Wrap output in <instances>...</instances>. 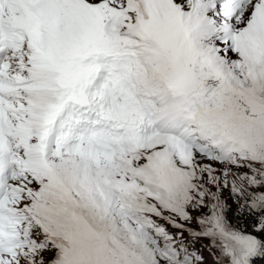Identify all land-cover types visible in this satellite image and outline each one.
<instances>
[{
  "label": "snow or ice",
  "instance_id": "snow-or-ice-1",
  "mask_svg": "<svg viewBox=\"0 0 264 264\" xmlns=\"http://www.w3.org/2000/svg\"><path fill=\"white\" fill-rule=\"evenodd\" d=\"M203 240L264 260V0H0V264H206Z\"/></svg>",
  "mask_w": 264,
  "mask_h": 264
},
{
  "label": "rangeland",
  "instance_id": "rangeland-1",
  "mask_svg": "<svg viewBox=\"0 0 264 264\" xmlns=\"http://www.w3.org/2000/svg\"><path fill=\"white\" fill-rule=\"evenodd\" d=\"M223 196L225 198H228L229 193H228V190L227 189L224 190ZM227 203L229 205H231V209L233 210V213L235 215L234 218L236 219V218L240 217V215L236 213V211H235L236 205L234 203H232L231 199H227ZM193 215H196V213H193ZM162 223H164V222L162 221ZM166 226L169 228V231H172V232H175L176 231V229H173L171 227V225H166ZM193 227H195V225H193ZM184 235L187 237V235H188L187 232H185ZM207 244H208V241L207 240H203V241L197 243L195 246H196L197 249L204 248L205 250L203 251V256L205 257L206 264H213L214 256L212 255L211 252H209L206 249V245Z\"/></svg>",
  "mask_w": 264,
  "mask_h": 264
},
{
  "label": "trees",
  "instance_id": "trees-1",
  "mask_svg": "<svg viewBox=\"0 0 264 264\" xmlns=\"http://www.w3.org/2000/svg\"><path fill=\"white\" fill-rule=\"evenodd\" d=\"M228 217L232 221V223L236 224L240 228H246L248 230H251V225L253 221L250 217L240 215V217L235 219V215L232 209L228 212ZM256 264H264V260H257Z\"/></svg>",
  "mask_w": 264,
  "mask_h": 264
}]
</instances>
